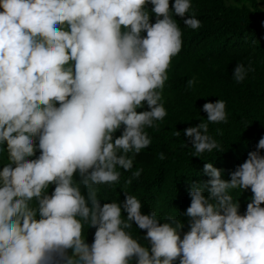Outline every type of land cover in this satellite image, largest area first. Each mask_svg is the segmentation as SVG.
<instances>
[{"label":"clouds","instance_id":"clouds-1","mask_svg":"<svg viewBox=\"0 0 264 264\" xmlns=\"http://www.w3.org/2000/svg\"><path fill=\"white\" fill-rule=\"evenodd\" d=\"M191 9V0H0V264H264V137L230 179L205 163L209 178L191 183L180 216L145 214L126 190L101 203L121 170L131 172L125 186L143 173L134 160L167 115L162 93L182 50L176 17L201 27ZM254 71L237 62L233 79ZM203 111L207 122L184 129L196 157L223 151L209 124L227 122L226 102ZM237 190L251 192L243 213Z\"/></svg>","mask_w":264,"mask_h":264},{"label":"trees","instance_id":"trees-1","mask_svg":"<svg viewBox=\"0 0 264 264\" xmlns=\"http://www.w3.org/2000/svg\"><path fill=\"white\" fill-rule=\"evenodd\" d=\"M191 5L189 14L195 12L201 27L190 29L176 17L183 33L182 50L172 59L162 93L167 115L154 128L146 129L152 143L134 160L132 171L143 168V173L125 186L131 172L121 170L119 184L102 186L101 203L123 201L126 190L142 200L145 214L154 209L161 217L180 216L190 204L191 183L209 178L203 172L205 163L221 168L222 177L230 179L231 172L264 137V0H191ZM237 62L246 66L251 63L255 68L240 83L232 75ZM193 78L196 83L189 88L187 81ZM218 99L226 102L227 122L209 124V134L223 151L193 156L184 129L207 122L203 104ZM217 128L222 129L223 135L217 134ZM176 131L180 132L179 137L174 135ZM160 153H164V160L159 159ZM235 196L243 213L251 192L237 190ZM181 219L187 228V217ZM94 231L89 229L87 234L85 226L89 243ZM133 234L142 238L144 232L133 224Z\"/></svg>","mask_w":264,"mask_h":264}]
</instances>
